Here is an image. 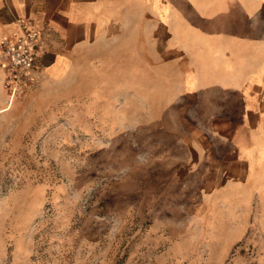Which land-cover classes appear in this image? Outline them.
I'll use <instances>...</instances> for the list:
<instances>
[{
  "label": "rangeland",
  "instance_id": "obj_1",
  "mask_svg": "<svg viewBox=\"0 0 264 264\" xmlns=\"http://www.w3.org/2000/svg\"><path fill=\"white\" fill-rule=\"evenodd\" d=\"M188 2L209 39L216 16ZM177 5L168 31L139 15L68 72L36 67L12 100L0 69V264H264V207L224 187L243 175L211 172L209 105L184 104L185 77L211 62L178 49Z\"/></svg>",
  "mask_w": 264,
  "mask_h": 264
},
{
  "label": "crops",
  "instance_id": "obj_2",
  "mask_svg": "<svg viewBox=\"0 0 264 264\" xmlns=\"http://www.w3.org/2000/svg\"><path fill=\"white\" fill-rule=\"evenodd\" d=\"M240 2L236 12L243 15V26L228 20L234 12L233 0H201L200 13H210L217 19L207 39L202 23L197 27L196 22L190 26L186 21L190 3L178 0L177 46L189 47L197 61L211 62L209 70L196 65L185 77V94L192 101L184 103L195 108L209 105L206 108L210 112L204 118L201 115L199 119L204 121L199 123L212 129L210 151L217 165L211 172L243 175L241 180H226L224 187L242 190L241 198L249 205L264 207V30L250 32L251 26H260L264 19V0H256V6L251 0ZM173 3L174 0H0V36L13 28L15 16L29 17L40 30L35 65H40L42 74L57 77L68 72L87 47L116 39L123 29H132L139 15H149L151 31H168ZM193 7L197 9L199 5ZM223 16L227 20H219ZM201 45L209 47L208 52H197L196 47ZM207 77L210 93L205 92ZM219 142L229 146L223 149Z\"/></svg>",
  "mask_w": 264,
  "mask_h": 264
},
{
  "label": "built area",
  "instance_id": "obj_3",
  "mask_svg": "<svg viewBox=\"0 0 264 264\" xmlns=\"http://www.w3.org/2000/svg\"><path fill=\"white\" fill-rule=\"evenodd\" d=\"M13 24L11 30L0 36L2 85L10 100L33 80L40 38V30L29 17L17 15Z\"/></svg>",
  "mask_w": 264,
  "mask_h": 264
},
{
  "label": "bare ground",
  "instance_id": "obj_4",
  "mask_svg": "<svg viewBox=\"0 0 264 264\" xmlns=\"http://www.w3.org/2000/svg\"><path fill=\"white\" fill-rule=\"evenodd\" d=\"M7 108H9V106H6V107H4L3 109H0V111L5 110V109H7Z\"/></svg>",
  "mask_w": 264,
  "mask_h": 264
}]
</instances>
